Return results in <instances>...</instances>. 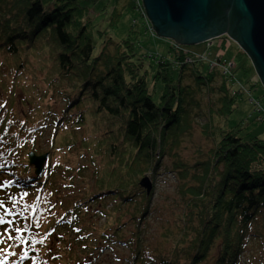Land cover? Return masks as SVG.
I'll return each mask as SVG.
<instances>
[{"label": "trees", "instance_id": "1", "mask_svg": "<svg viewBox=\"0 0 264 264\" xmlns=\"http://www.w3.org/2000/svg\"><path fill=\"white\" fill-rule=\"evenodd\" d=\"M93 1L0 0V53L14 59L6 72L0 66V95L7 90L10 96L0 102V200L4 201L0 216L12 221L0 225V234L11 235L15 241V228L25 229L22 236L31 232L32 220L39 219L38 214L46 205L45 190L56 178L60 164L46 162L39 177L28 164L29 151L47 152L37 145L38 136L46 130L52 145L49 155L59 151L66 154L73 143L56 148L58 139L98 122L102 137L109 141L102 143L94 154L100 153L111 167L104 176L95 173L99 176L98 188L87 199L106 193L120 194L123 201L136 204L135 219L136 214L146 211L153 191L146 193L139 182L143 175L157 169L169 146L179 142L189 109L193 111L199 104L196 93L203 88L220 92L217 112L221 119L235 109L243 93L241 88L231 87L237 84L232 73L229 75L221 67L208 65L170 44L169 55L156 58L154 78L161 81L162 91L154 101L131 39L114 42L108 37L95 51L97 44L88 7ZM109 44L113 45L112 51ZM31 53L44 54L51 61L54 75L45 78L47 90L61 79L67 85L60 109L30 104L24 108L21 119L14 113L11 98ZM238 69L255 73L250 62ZM183 77L193 83H184ZM217 77L221 84L212 85ZM240 131L238 127L223 130L212 118V126L206 130L212 134L209 154L205 160L188 166L202 168L201 174H191L196 182L187 187L186 205L189 215L197 221L189 245L183 244L187 240L185 228L178 232L176 246L152 254L149 264H241L251 239L260 242L264 264V137L240 135ZM60 152L55 158L62 156ZM188 169L184 167L183 171L187 173ZM62 172L65 178L69 176V181L74 177L71 170ZM87 199H79L73 208H80V203ZM49 207L44 208L46 223L51 220ZM65 220V216L59 217L53 227ZM4 242L12 245L10 241ZM15 249L20 251L18 246ZM212 249L214 254L209 257ZM20 256L11 257L8 264H30L28 256L23 260Z\"/></svg>", "mask_w": 264, "mask_h": 264}, {"label": "rangeland", "instance_id": "2", "mask_svg": "<svg viewBox=\"0 0 264 264\" xmlns=\"http://www.w3.org/2000/svg\"><path fill=\"white\" fill-rule=\"evenodd\" d=\"M88 7L93 37L97 44L95 51L99 50L108 37L114 42L131 39L134 43L135 56L143 63L142 71L145 72L148 91L152 99L157 101L162 91V83L154 78L156 58L160 55H169V40L158 35L152 37L146 32L142 21L147 19L143 20L144 18L142 19L128 4V0H94L88 3ZM144 15L146 17V12ZM227 39L226 35L220 36L212 40L210 46L208 41L180 45V48L190 55L198 58L204 56L206 60L203 62L208 65L209 60L221 59L226 62L233 60L230 72L237 84L231 87L240 88L242 85L246 90L242 89L243 93L236 102L235 109L224 119L218 117L217 110L221 103L218 101L220 92L217 89L203 88L196 93L195 98L199 104L192 109L199 115H195L189 109L188 117L183 123L185 127L179 135V142L169 146L166 153L160 157L155 171L142 176L153 190L143 214H136L137 218L134 219L136 204L123 201L120 194L106 193L87 199L98 188L96 185L98 175L104 176L111 167V163H106L107 159L100 153L94 154L100 150L102 143L109 140L102 137L98 122L87 128L79 127L78 130L67 132L66 136L59 138L55 144L57 148L59 145L66 147L73 143L68 152L65 154L59 151L62 156L58 158L55 157L59 156V152H54L46 161L50 164L60 163L57 174L54 175L56 178L49 184L44 194L47 197L46 205H51L48 208L51 220L46 223L43 219L47 212L44 205L41 209L43 211L38 214L39 219L32 220L30 224L31 232L29 230L21 236L26 243L15 241L14 238L9 240L7 236L0 234V239L12 243L0 244V260L7 256L8 264L11 257L16 258L26 251L30 264H149V260L153 258L152 254L173 249L178 243L175 239L178 232L185 228L187 240L183 244L189 245L197 221L189 215V208L186 205L189 197L187 187L196 182L191 174H201L202 168L199 165L188 166L197 160L207 158L208 149L212 145V134L206 133V130L211 128L212 118L213 123L220 125L223 130L238 127L241 128L240 135L264 137V121L259 118L257 110L250 102V99H257L264 110V88L256 73L238 69L250 60L245 52L239 53L241 49L236 42ZM219 43H224V46L218 45ZM108 48L112 51L113 45L109 44ZM220 51L223 52L222 56H219ZM33 54L31 53L29 59L24 62L27 63L24 75L17 80L19 84L15 90L13 89L11 98L14 113L21 119L24 118V108L30 104L44 105L57 110L64 104L62 92L64 93L67 82L61 79L55 87L51 86L47 90L45 78L50 79L54 75L53 66L46 55ZM13 61L11 56L0 53L2 72L12 67ZM175 76L178 77L177 71ZM246 79H249L248 83ZM183 82L193 83L187 77H183ZM252 83L255 84L250 86ZM220 84L221 78L217 77L212 85ZM7 94V90L1 93L0 102L3 98L10 97ZM263 116L264 111L261 117ZM48 135V130L40 134L37 143L47 152L51 145ZM82 137L85 138L81 139ZM180 159L183 160V164ZM184 167L189 168L187 173L183 171ZM67 170L74 174L71 181L68 180L69 176L65 178L62 172ZM84 198L88 201L81 202L80 208H73L79 199L83 201ZM66 209L70 210L65 213ZM61 216H65V222L53 227V222ZM33 240L36 242L33 243ZM14 245L18 246L20 251H16ZM262 250L260 242L251 239L242 255L241 264H262ZM9 252L16 255H8ZM212 254L214 249L210 251L209 257Z\"/></svg>", "mask_w": 264, "mask_h": 264}, {"label": "water", "instance_id": "3", "mask_svg": "<svg viewBox=\"0 0 264 264\" xmlns=\"http://www.w3.org/2000/svg\"><path fill=\"white\" fill-rule=\"evenodd\" d=\"M156 35L178 46L212 41L226 35L248 56L264 88V0H142ZM39 177L49 153L28 152ZM146 193L150 184L141 179Z\"/></svg>", "mask_w": 264, "mask_h": 264}, {"label": "built area", "instance_id": "4", "mask_svg": "<svg viewBox=\"0 0 264 264\" xmlns=\"http://www.w3.org/2000/svg\"><path fill=\"white\" fill-rule=\"evenodd\" d=\"M128 1L131 3V6L140 14L141 18L142 19L144 18L143 20H145V18L147 19L145 21H142L144 28H145L146 32H148L152 37H155L156 33H155L154 29L152 28V25H151L150 21L148 20L147 16L145 17V15H144L145 9H144L142 0H128ZM169 44H172L175 47H180L170 40H169ZM221 44H223V45H221ZM210 45H212V41H209V46ZM218 45L224 46V43H219ZM220 53H221V55H219V56H222V51H220ZM199 59H201L203 61L206 60V58L204 56L200 57ZM209 63L213 67H217V66L221 67L224 72L229 73V75H230V73H231L230 68L233 65L234 61L230 60V62H226V61H221L220 59H218V60H209ZM240 88L244 89V91L246 90L245 87H243L242 85L240 86ZM250 102L254 105L255 110H257V113L259 114L258 115L259 118L264 121V116L261 117L263 115V109L261 108L259 101L257 99H250Z\"/></svg>", "mask_w": 264, "mask_h": 264}, {"label": "snow or ice", "instance_id": "5", "mask_svg": "<svg viewBox=\"0 0 264 264\" xmlns=\"http://www.w3.org/2000/svg\"><path fill=\"white\" fill-rule=\"evenodd\" d=\"M25 195H27V193H25ZM4 206V201L0 200V207ZM33 207H35V205H33ZM5 223L11 224L12 221L8 220L6 221L4 219L3 216H0V225H4ZM25 229H21V228H15L14 231L17 233L16 239L20 242V243H26V241H24L23 239H21L20 234L24 231ZM5 232L9 231L8 229L4 230ZM78 231V230H77ZM9 239H12L13 237L11 235H9L8 237ZM4 241L2 239H0V244H2ZM36 241L33 240V243H35ZM8 255H16L15 253H11L9 252ZM27 256V252L25 251L23 253V255L20 256V259L23 260L25 257ZM6 260H7V256H5V258L3 260H0V264H6Z\"/></svg>", "mask_w": 264, "mask_h": 264}, {"label": "crops", "instance_id": "6", "mask_svg": "<svg viewBox=\"0 0 264 264\" xmlns=\"http://www.w3.org/2000/svg\"><path fill=\"white\" fill-rule=\"evenodd\" d=\"M129 2V1H128ZM222 55H223V52H222Z\"/></svg>", "mask_w": 264, "mask_h": 264}]
</instances>
